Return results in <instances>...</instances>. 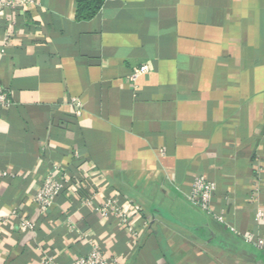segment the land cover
Wrapping results in <instances>:
<instances>
[{"label": "crops", "instance_id": "1", "mask_svg": "<svg viewBox=\"0 0 264 264\" xmlns=\"http://www.w3.org/2000/svg\"><path fill=\"white\" fill-rule=\"evenodd\" d=\"M23 1L0 18V264L94 247L119 264H264V0H107L88 21L74 0ZM51 170L69 184L43 214ZM196 178L223 223L188 202ZM91 196L143 209L137 246Z\"/></svg>", "mask_w": 264, "mask_h": 264}, {"label": "built area", "instance_id": "2", "mask_svg": "<svg viewBox=\"0 0 264 264\" xmlns=\"http://www.w3.org/2000/svg\"><path fill=\"white\" fill-rule=\"evenodd\" d=\"M23 3V0H0V18H4V20L10 22L13 14L23 5ZM147 71L148 68L145 66L135 70L130 76V81L135 83L136 79ZM72 103L76 109V115H79L80 104L78 102ZM11 106V100L0 85V109L7 110ZM3 175L6 176L7 174ZM68 184L69 181L66 176L60 179L55 175L54 170L48 172L35 193L34 200L37 208L43 214L48 213L54 205L56 198ZM214 191V184L207 182L203 178H196L191 184L190 191L186 198L191 205L199 208L202 212L213 217L216 221L223 223L224 219L222 216H215L213 212L212 199ZM93 202L94 197L91 196L82 200V205L94 207ZM94 211L102 219H115L117 223L123 227L124 232L128 235L134 247L139 244L146 227L148 226L144 218L143 209L132 201L121 203L113 198L102 199L100 204L94 207ZM12 224L13 222L11 219L0 217V234L5 227L12 226ZM17 228L21 232H33L34 224L30 220L21 218L17 223ZM254 245L264 254L263 240L255 242ZM46 263L47 262H44L43 264ZM72 264H119V262L114 257L108 258L100 249L94 247L86 254L77 257Z\"/></svg>", "mask_w": 264, "mask_h": 264}, {"label": "trees", "instance_id": "3", "mask_svg": "<svg viewBox=\"0 0 264 264\" xmlns=\"http://www.w3.org/2000/svg\"><path fill=\"white\" fill-rule=\"evenodd\" d=\"M107 0H74L75 18L78 21H88L94 18Z\"/></svg>", "mask_w": 264, "mask_h": 264}]
</instances>
